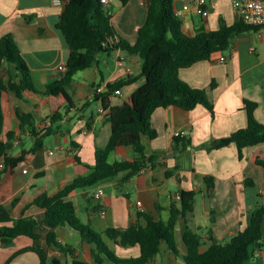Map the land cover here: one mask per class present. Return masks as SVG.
Instances as JSON below:
<instances>
[{
  "label": "crops",
  "instance_id": "0c3cea01",
  "mask_svg": "<svg viewBox=\"0 0 264 264\" xmlns=\"http://www.w3.org/2000/svg\"><path fill=\"white\" fill-rule=\"evenodd\" d=\"M192 1L174 0L175 9ZM207 1V17L193 5L184 13L183 30L188 36L201 29L218 30L221 18L228 25L239 20L234 0ZM105 5L112 16L116 39L120 37L134 44L147 19L150 0H105ZM62 7L53 0H0V39L7 34L13 36L40 91L63 76L61 68L70 55L69 46L57 29ZM12 72L17 75L13 68ZM179 77L194 89H205L213 111L203 104L190 111L177 106L156 109L151 115L156 137L143 134L141 142L145 155L157 156L160 165L157 168L147 165L127 182H122L125 173H121L113 180L76 190L70 197L77 216L102 233L133 224L145 226V214L167 221L171 205H180L182 191H195L194 209L187 218L190 228L201 238V251H205L212 244L229 241L249 224L253 211L264 205V167L257 164V159L264 160V143L244 148L242 157L235 143L209 149L218 139L247 126L248 103L255 104L253 118L264 124V27L240 34L229 50L180 69ZM126 78L133 80L120 93L111 94L110 107L119 105L144 85L142 59L115 50L102 54L97 65L79 71L70 88L74 106L63 109L65 117L57 130L45 137L43 147L34 153L31 149L36 139L28 126L21 125L18 113L32 114L35 128L43 132L49 127L48 97L31 91L23 92L22 97L13 91L3 93L5 122L0 141L12 146L0 152V206L13 218L33 217L40 222L36 229L40 239L36 244L43 247L51 261L93 262L92 246L67 225L55 232L62 245L74 248L73 254L49 246L47 235L51 228L41 223L45 210L33 202L43 193L56 195L75 178L91 172L96 147L106 146L111 136L109 109H104L94 96L106 91L109 83ZM9 131L14 133L12 140L8 138ZM180 133L190 140L185 148L174 141ZM134 158V149L122 146L110 154L109 161ZM168 172L171 174L167 175ZM207 176L213 179L211 191ZM100 192L98 199L96 194ZM186 226L185 217L180 216L175 228L178 253L164 243L148 264H186L187 246L183 240ZM106 241L120 258L140 255L138 245L121 247L107 238ZM33 244L27 236H19L9 245L0 240V264H41L36 252H21ZM246 264H264V239L260 246L252 248Z\"/></svg>",
  "mask_w": 264,
  "mask_h": 264
},
{
  "label": "trees",
  "instance_id": "16d2710c",
  "mask_svg": "<svg viewBox=\"0 0 264 264\" xmlns=\"http://www.w3.org/2000/svg\"><path fill=\"white\" fill-rule=\"evenodd\" d=\"M104 0H69L63 7L57 29L63 35L70 49V55L63 71V76L48 85L44 91L37 89L31 69L23 57L15 39L7 34L0 39V137L3 133L5 116L2 96L5 91H13L22 97L23 92L44 93L49 103V127L43 132L35 128L33 115L18 113L22 126H28L35 137V145L31 152L43 147L45 137L57 130V126L65 117L63 109L74 106L70 88L79 71L97 65L99 57L104 53L122 50L130 56L142 59V76L145 83L130 97L117 106L110 107L109 97L132 80L119 79L107 85L103 93H96L95 101H100L104 109H109L108 120L111 124V136L104 147H96L95 164L86 176L75 178L62 188L56 195L43 193L37 197L33 205L45 210V218L41 222L51 228L47 235V244L65 254H73L74 248L62 245L55 229L69 226L78 232L92 246L93 262L73 260L72 264H148L166 244L173 252L178 253L175 228L180 216L186 219V231L183 237L187 246L184 256L186 264H246L252 255V248L263 242L264 205L258 206L252 213L249 224L240 230L229 241L212 244L205 251L200 236L188 223L187 215L193 211L195 191H182L180 205L172 204L170 217L167 221L156 220L145 214L147 224H133L127 228H109L105 232L96 231L90 224L84 223L76 213L75 202L71 199L72 192L90 188L102 181L113 180L125 173L122 182H127L138 175L147 165L153 168L160 165L157 156L147 157L141 142L143 134L156 137L151 125V115L158 108L177 106L187 111L203 104L213 111V103L205 89H194L179 77L182 68L209 60L214 54L229 50L234 39L258 27L246 25L240 19L228 25L222 18L220 28L216 31L199 30L194 36H188L183 30V20L175 14L174 0H150L147 19L138 30L136 42L117 38ZM12 68L16 71L13 74ZM255 104L248 103V124L230 136L218 139L215 146L221 148L235 143L240 157L246 147L264 143V124L257 122L252 115ZM91 126V121L88 122ZM12 140L14 133L9 131ZM176 145L185 148L190 144L186 135L175 136ZM10 143L0 141V152L10 148ZM129 146L134 149L135 158L131 161L110 162V154L118 147ZM13 162V159H11ZM257 164L264 167V160L257 159ZM168 172L167 175H170ZM208 190L214 183L210 176L206 177ZM15 202V201H14ZM40 222L33 217L13 218L9 211L0 206V240L9 245L19 236L30 237L34 244L21 252L34 251L41 264H61L51 261L43 247L37 245L40 235L36 232ZM106 238L121 247H140L137 258H120L110 247Z\"/></svg>",
  "mask_w": 264,
  "mask_h": 264
},
{
  "label": "built area",
  "instance_id": "2783aa9c",
  "mask_svg": "<svg viewBox=\"0 0 264 264\" xmlns=\"http://www.w3.org/2000/svg\"><path fill=\"white\" fill-rule=\"evenodd\" d=\"M53 1L56 5L64 6L69 0ZM103 2L105 4V0ZM207 3V0H193L191 4H185L182 8L175 9V14L182 19L184 17V13L188 11L193 5L199 14H201L203 17H207L209 15ZM233 6L238 13L239 19L246 25L258 28L264 27V0H235ZM123 59L125 58L122 57L121 60ZM224 60L225 58L222 57L221 61ZM64 70L65 67H62L61 71ZM117 93H120V90H117ZM24 172H27V170L25 169ZM101 194V192L96 194V198L99 199ZM141 205V202L137 203L138 207H141ZM101 214L104 215L105 211L102 210Z\"/></svg>",
  "mask_w": 264,
  "mask_h": 264
},
{
  "label": "water",
  "instance_id": "95a60500",
  "mask_svg": "<svg viewBox=\"0 0 264 264\" xmlns=\"http://www.w3.org/2000/svg\"><path fill=\"white\" fill-rule=\"evenodd\" d=\"M235 1V0H234Z\"/></svg>",
  "mask_w": 264,
  "mask_h": 264
}]
</instances>
